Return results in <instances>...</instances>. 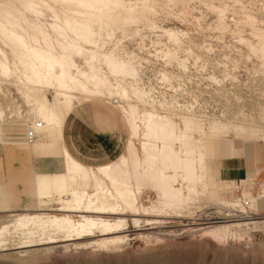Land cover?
<instances>
[{"label": "rangeland", "instance_id": "rangeland-1", "mask_svg": "<svg viewBox=\"0 0 264 264\" xmlns=\"http://www.w3.org/2000/svg\"><path fill=\"white\" fill-rule=\"evenodd\" d=\"M34 1L59 5L56 0ZM124 1L136 3L133 15L138 20L126 22L124 9L113 11L118 21L108 30L112 38L107 41L104 34L107 44L96 49L98 75L109 88L101 98L86 101L79 96L75 110L93 112L96 129L93 137L76 131L72 144L85 166L114 164L130 141L125 110L135 106L142 133L149 114L169 117L179 135L192 136L204 150L189 205L162 220L119 217L124 227L114 237L123 238L121 243L96 246L87 240L9 250L0 252V264H264V53L258 38L264 32V0H147L153 10L145 9L142 0ZM84 12L81 20L87 28L95 13ZM15 13L19 27L29 30L34 15ZM248 16L257 23L251 25ZM221 17L226 30L217 29ZM50 18L37 23L42 27L54 22ZM55 27L46 26L54 38ZM0 49L12 74L0 83V125L17 136L35 117L28 115L32 108L21 94L22 68L1 36ZM171 52L174 60L167 57ZM66 54V71L75 75L78 66L88 70L82 56ZM105 56L128 63L130 74L115 75ZM124 92L126 99L121 97ZM142 100L150 106H140ZM135 142L139 147V140ZM229 160L233 164L226 165ZM72 185L93 190L92 182L75 180ZM156 199L155 192L143 195L148 206ZM49 206L58 207L53 201ZM35 209L2 212L0 220L38 213Z\"/></svg>", "mask_w": 264, "mask_h": 264}, {"label": "bare ground", "instance_id": "bare-ground-1", "mask_svg": "<svg viewBox=\"0 0 264 264\" xmlns=\"http://www.w3.org/2000/svg\"><path fill=\"white\" fill-rule=\"evenodd\" d=\"M56 1L59 3L56 7L39 6L34 0L0 2V36L22 68L18 82L24 86L21 94L32 108L27 113L35 117L31 123L42 122L38 119L45 121L39 133L45 129V125L62 126L79 103V96L89 101L91 98H101L107 92L108 81L98 75L96 49L103 48L112 38L108 30L118 21L113 11L124 9L126 16L122 17L125 16L126 22L138 20L133 15L136 3L124 0ZM141 3L145 9H154V5H148L147 0ZM84 9L95 13V22H91L87 28L81 20L87 16ZM13 11H17V15L22 11L34 15L35 20L29 21V30L19 27L13 18ZM215 11L222 13L221 10ZM47 17H51L54 22L39 26L37 22L47 20ZM248 20L251 25L257 23L250 16ZM218 21L221 25L217 29L226 30L228 26H225L223 18ZM48 24L56 26L53 29L55 38L46 28ZM104 34L109 38H106L107 41ZM39 36H43V41ZM170 36L176 41L174 35ZM258 38L263 43L264 53V32H260ZM68 51L82 56L88 70L84 71L78 66L75 75L66 71L64 67H68ZM167 57L174 60L175 54L171 52ZM105 58L115 75L122 77L130 74L128 63L113 60L111 56ZM8 61L4 50L0 49V83L12 76ZM121 97L126 99L129 96L124 92ZM140 106L146 108L150 103L142 100ZM125 113L130 141L117 163L88 168L67 154L63 175L57 180L44 177L39 181L38 213L0 220V252L72 241L92 240L96 246L121 243L123 238L114 237L121 234L124 227L119 217L152 216L162 220L186 210L197 177V167L203 159L201 143L192 136L179 135L174 122L167 116L149 114L144 124L145 133H142L135 106H130ZM184 124L193 130L188 120ZM135 140H139V147ZM75 180L92 182V192L73 186ZM183 185H186L187 193ZM51 190L53 195H57L53 199L58 203L56 208L47 205L46 199L51 197ZM146 192H155L157 196L155 201H150L149 206L143 203ZM72 215L82 218L75 220Z\"/></svg>", "mask_w": 264, "mask_h": 264}, {"label": "crops", "instance_id": "crops-1", "mask_svg": "<svg viewBox=\"0 0 264 264\" xmlns=\"http://www.w3.org/2000/svg\"><path fill=\"white\" fill-rule=\"evenodd\" d=\"M92 117L93 112L89 109L75 110L74 106L62 126L45 125V129L39 133L38 139L31 146L26 145L24 139L27 127L22 129L24 133L12 136L7 134L8 131L4 132V125H0V213L34 211L32 209L35 207L39 209L40 179L50 177L57 180L63 175L66 171L67 154L83 165V158L78 157L77 146H73L71 137L77 136L76 131L93 137L91 133L96 129V125ZM227 158L233 157L229 155ZM225 164L233 163L229 160ZM53 193L52 190L49 191L51 197L46 199L48 206L49 201L55 202L53 199L57 198Z\"/></svg>", "mask_w": 264, "mask_h": 264}, {"label": "built area", "instance_id": "built-area-1", "mask_svg": "<svg viewBox=\"0 0 264 264\" xmlns=\"http://www.w3.org/2000/svg\"><path fill=\"white\" fill-rule=\"evenodd\" d=\"M115 104H117V101H114ZM42 122H38V123H31L30 126L28 127V129L25 132V143L26 145H33L35 143V141L38 139L39 137V130L42 128Z\"/></svg>", "mask_w": 264, "mask_h": 264}]
</instances>
